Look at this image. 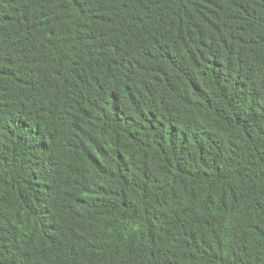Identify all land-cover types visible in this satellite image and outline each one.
I'll list each match as a JSON object with an SVG mask.
<instances>
[{
    "label": "trees",
    "instance_id": "1",
    "mask_svg": "<svg viewBox=\"0 0 264 264\" xmlns=\"http://www.w3.org/2000/svg\"><path fill=\"white\" fill-rule=\"evenodd\" d=\"M0 264H264V0H0Z\"/></svg>",
    "mask_w": 264,
    "mask_h": 264
}]
</instances>
